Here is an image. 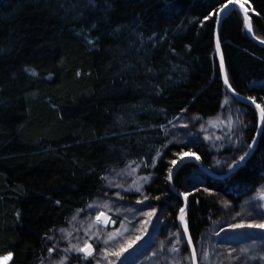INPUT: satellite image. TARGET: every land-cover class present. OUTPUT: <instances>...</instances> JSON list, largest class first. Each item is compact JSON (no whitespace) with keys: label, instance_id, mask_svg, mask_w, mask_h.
Wrapping results in <instances>:
<instances>
[{"label":"trees","instance_id":"trees-1","mask_svg":"<svg viewBox=\"0 0 264 264\" xmlns=\"http://www.w3.org/2000/svg\"><path fill=\"white\" fill-rule=\"evenodd\" d=\"M230 1L0 0V256L9 255L7 264H39L55 247L51 231L100 192L105 172L124 166L148 176L147 200L176 223L167 204L180 198L168 178L187 148L169 142L167 131L187 117L205 129L224 108L214 23ZM245 1L253 35L264 42V0ZM219 43L229 85L264 113V46L250 40L239 11L224 17ZM238 104L248 144L258 112ZM193 150L208 165V151ZM194 166L179 167L176 189ZM263 183L264 120L244 164L224 178L204 176L188 194L192 241Z\"/></svg>","mask_w":264,"mask_h":264},{"label":"rangeland","instance_id":"rangeland-1","mask_svg":"<svg viewBox=\"0 0 264 264\" xmlns=\"http://www.w3.org/2000/svg\"><path fill=\"white\" fill-rule=\"evenodd\" d=\"M233 3L250 13L245 0H233L221 7ZM235 10L242 14L240 9ZM244 28L249 31L245 22ZM239 102L225 90L222 112L205 129L187 117L185 123L168 130L169 142L187 148L173 164L184 157H199L193 149L203 148L209 153L205 166L211 172L220 175L233 167L254 138L248 144L241 139L239 130L242 132L241 124L245 120L239 118ZM135 169L124 166L105 172L100 192L82 210L72 213L63 226L51 231L47 242L56 248L39 264H184L187 261L192 264L191 250L181 226L185 225L186 214L182 200L171 196L168 199L167 206L177 211L173 223L166 208L147 200L144 185L148 176L137 175ZM204 176L208 175L195 165L181 178L178 192L187 197L204 184ZM127 194L133 200L125 199ZM261 196H264V183L255 193L241 199L230 218L220 216L217 224L201 231L197 242L191 238L197 264H264V229L255 227L264 224ZM115 220L120 222L117 229L112 227ZM184 251L187 258H183ZM8 261L9 255L0 256V264Z\"/></svg>","mask_w":264,"mask_h":264},{"label":"water","instance_id":"water-1","mask_svg":"<svg viewBox=\"0 0 264 264\" xmlns=\"http://www.w3.org/2000/svg\"><path fill=\"white\" fill-rule=\"evenodd\" d=\"M235 9H240V11L243 14L244 22L249 27V31L247 32V35L250 38V40H252L254 43H256V44H258L260 46H264V42L261 41V40H259V39H257V38H255V36L253 35V33H252V26H251V22H250L249 12L246 13L245 10H244V8L242 6L237 5L236 3H233V4H229V5H226L224 7L219 8L218 11L216 12V16H215V24H214V47H215V52H216V56H217V61H218V66H219V71H220V77H221L222 83L224 85V88H225V90L228 93H230L237 100L242 101L244 103H247V104L253 106L254 108H256L258 110V112H259V122H258V125H257V129L255 131V134H254L253 141L250 144L247 152L243 155L244 159L243 160L239 159L233 165V167H231L226 173L217 175V174L211 172L210 170H208L206 168V166L199 159L191 158V157H184V158L180 159L173 166V168L170 171L169 178H168L169 188H170V190L172 191V193L174 195H176L177 197H179L182 200L183 208L184 209H186L188 199H187V197H185L184 195H182L181 193H179L178 190L173 185V178H174L177 170L179 169V167L182 164H184L186 162H192L195 165H197L200 170L204 171L208 176L214 177V178H219V179L220 178H224L227 175H229L232 172H234L237 168H239L242 164H244L248 160V158L252 155V153L254 152V150L256 148V145H257V142H258L260 133H261V127H262L263 118H262V110L260 109L259 105L257 103H255L253 100H251L250 98H248V97H246L244 95H241V94H238L237 92H235L231 88V86L229 85L228 80H227V77H226L224 57H223V53H222L221 46H220V43H219V29H220V26H221V23H222L224 17L230 11L235 10ZM225 81H227V83ZM181 226H182V229H183L185 238H186V240H187V242L189 244L190 250H191V262H192V264H197L196 257H195V252H194V248H193L192 242L189 243V240L191 241V237H190V233L188 231V228H187L186 225H183V224H181ZM185 229H187V231Z\"/></svg>","mask_w":264,"mask_h":264},{"label":"snow or ice","instance_id":"snow-or-ice-1","mask_svg":"<svg viewBox=\"0 0 264 264\" xmlns=\"http://www.w3.org/2000/svg\"><path fill=\"white\" fill-rule=\"evenodd\" d=\"M225 82L227 83V81H225ZM262 115H264V113H262ZM196 158L198 159L199 157H196ZM240 159L243 160L244 157L242 156ZM173 163H175V162H173ZM261 199H264V196H261ZM181 211H183V209H182ZM255 227H258V228L264 229V224L255 225ZM185 230L187 231V229H185ZM189 243H191L190 240H189ZM172 251H176V249L173 248Z\"/></svg>","mask_w":264,"mask_h":264},{"label":"bare ground","instance_id":"bare-ground-1","mask_svg":"<svg viewBox=\"0 0 264 264\" xmlns=\"http://www.w3.org/2000/svg\"><path fill=\"white\" fill-rule=\"evenodd\" d=\"M215 24V23H214Z\"/></svg>","mask_w":264,"mask_h":264}]
</instances>
